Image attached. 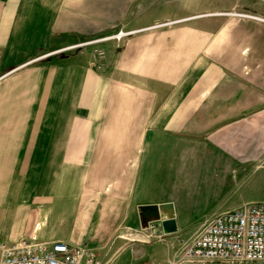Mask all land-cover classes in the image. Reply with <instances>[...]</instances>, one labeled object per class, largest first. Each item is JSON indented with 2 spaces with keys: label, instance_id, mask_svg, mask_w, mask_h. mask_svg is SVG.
Masks as SVG:
<instances>
[{
  "label": "crops",
  "instance_id": "0c3cea01",
  "mask_svg": "<svg viewBox=\"0 0 264 264\" xmlns=\"http://www.w3.org/2000/svg\"><path fill=\"white\" fill-rule=\"evenodd\" d=\"M204 7L0 0L1 240L84 248L108 230L119 250L168 220L144 226L143 206L170 204L179 229L264 202V22ZM231 10L264 20V0Z\"/></svg>",
  "mask_w": 264,
  "mask_h": 264
},
{
  "label": "built area",
  "instance_id": "2783aa9c",
  "mask_svg": "<svg viewBox=\"0 0 264 264\" xmlns=\"http://www.w3.org/2000/svg\"><path fill=\"white\" fill-rule=\"evenodd\" d=\"M238 15L264 22L245 14ZM165 21L150 27L159 29L176 24ZM131 34L119 31L110 37L86 41L66 48L120 41ZM0 264H107L89 250L63 242L36 243L30 238L0 239ZM165 264H264V202L245 203L204 220L193 237Z\"/></svg>",
  "mask_w": 264,
  "mask_h": 264
},
{
  "label": "rangeland",
  "instance_id": "374dc122",
  "mask_svg": "<svg viewBox=\"0 0 264 264\" xmlns=\"http://www.w3.org/2000/svg\"><path fill=\"white\" fill-rule=\"evenodd\" d=\"M203 3L205 4V9L211 10L210 12L221 13L225 17L233 13L243 14L231 9H242L244 0H203ZM93 46L96 45L88 47ZM163 193L161 191L154 192L149 199L154 201H171L173 199L170 193ZM139 216L143 219L142 223L144 226L149 222L147 220H151L152 218V216H143L140 211ZM177 216L179 219V229L175 225L176 231L172 234H165L161 223L152 224V228L143 230L147 237H141V239L147 240L146 242L132 244L131 246L117 250L120 242H113L112 235L109 236L108 230H104V234L102 233L89 240V244L84 245V248L93 251L100 262L107 260V264H165L171 261L175 253L193 237L182 243L188 237L195 234L201 222L212 217V215L203 213L202 211L183 213L182 227L180 221L182 216L180 214ZM177 234L179 235L175 237ZM136 249H138L137 252H135Z\"/></svg>",
  "mask_w": 264,
  "mask_h": 264
},
{
  "label": "water",
  "instance_id": "95a60500",
  "mask_svg": "<svg viewBox=\"0 0 264 264\" xmlns=\"http://www.w3.org/2000/svg\"><path fill=\"white\" fill-rule=\"evenodd\" d=\"M158 206H143L139 208V211L142 213L143 216H152V217H158ZM163 231L165 234H172L175 230V223L173 219H168L166 221L161 222Z\"/></svg>",
  "mask_w": 264,
  "mask_h": 264
},
{
  "label": "bare ground",
  "instance_id": "6f19581e",
  "mask_svg": "<svg viewBox=\"0 0 264 264\" xmlns=\"http://www.w3.org/2000/svg\"><path fill=\"white\" fill-rule=\"evenodd\" d=\"M158 214L163 219H172V207L170 204H164L158 206Z\"/></svg>",
  "mask_w": 264,
  "mask_h": 264
}]
</instances>
